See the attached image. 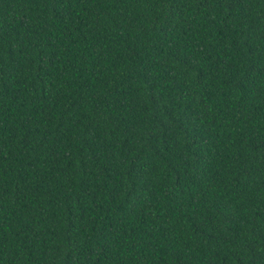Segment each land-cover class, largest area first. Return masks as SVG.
<instances>
[{
    "label": "trees",
    "instance_id": "obj_1",
    "mask_svg": "<svg viewBox=\"0 0 264 264\" xmlns=\"http://www.w3.org/2000/svg\"><path fill=\"white\" fill-rule=\"evenodd\" d=\"M0 264H264V0H0Z\"/></svg>",
    "mask_w": 264,
    "mask_h": 264
}]
</instances>
